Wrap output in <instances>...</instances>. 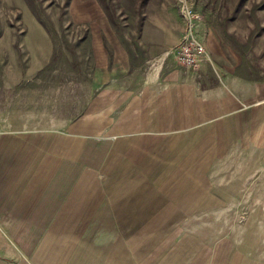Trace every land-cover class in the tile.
Listing matches in <instances>:
<instances>
[{
  "label": "crops",
  "instance_id": "obj_1",
  "mask_svg": "<svg viewBox=\"0 0 264 264\" xmlns=\"http://www.w3.org/2000/svg\"><path fill=\"white\" fill-rule=\"evenodd\" d=\"M88 34L80 115L0 125V264H264V217L217 215L264 211V83L135 66L110 26Z\"/></svg>",
  "mask_w": 264,
  "mask_h": 264
},
{
  "label": "rangeland",
  "instance_id": "obj_2",
  "mask_svg": "<svg viewBox=\"0 0 264 264\" xmlns=\"http://www.w3.org/2000/svg\"><path fill=\"white\" fill-rule=\"evenodd\" d=\"M185 6L199 15L194 31L204 41L205 55L189 68L197 80L209 84L228 73L264 83V0H0V125L44 127L55 121L61 129L80 115L92 93L87 48L92 28L110 26L135 66L161 58L183 68L174 49L183 34ZM143 27L153 41L140 38ZM157 40L165 47L154 45ZM218 213L238 221L264 217V211L250 209ZM152 228L176 229L140 226L136 232ZM179 228L187 233L210 227ZM81 230L57 227L59 234Z\"/></svg>",
  "mask_w": 264,
  "mask_h": 264
},
{
  "label": "built area",
  "instance_id": "obj_3",
  "mask_svg": "<svg viewBox=\"0 0 264 264\" xmlns=\"http://www.w3.org/2000/svg\"><path fill=\"white\" fill-rule=\"evenodd\" d=\"M181 14L185 18V25L181 39L174 49V56L179 65L193 69L205 55L204 44L194 31V22L199 15L188 6L182 7Z\"/></svg>",
  "mask_w": 264,
  "mask_h": 264
}]
</instances>
